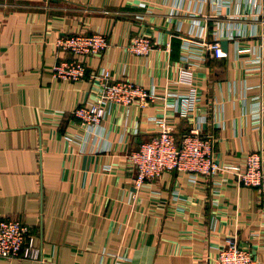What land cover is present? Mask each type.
Instances as JSON below:
<instances>
[{
  "label": "crops",
  "instance_id": "crops-1",
  "mask_svg": "<svg viewBox=\"0 0 264 264\" xmlns=\"http://www.w3.org/2000/svg\"><path fill=\"white\" fill-rule=\"evenodd\" d=\"M230 1L0 0V217L29 225L42 258L0 264H216L231 236L264 264L258 188L221 169L197 184L165 172L137 190L127 156L155 134L152 115L165 116L177 135L206 115L203 131L216 134L221 164L264 155V118L257 126L251 116L254 98L264 101V0L257 8ZM94 32L109 44L82 56L86 77L56 78L54 65L75 57L57 38ZM139 34L156 42L149 54L128 50ZM217 36L227 49L190 59L203 103L184 118L168 104L176 102L171 92L189 87L178 80L185 44L200 55ZM103 67L115 79L154 87L157 98L145 107L111 106L89 132L73 111L100 93L90 74Z\"/></svg>",
  "mask_w": 264,
  "mask_h": 264
},
{
  "label": "built area",
  "instance_id": "built-area-1",
  "mask_svg": "<svg viewBox=\"0 0 264 264\" xmlns=\"http://www.w3.org/2000/svg\"><path fill=\"white\" fill-rule=\"evenodd\" d=\"M252 7L257 8L259 0H251ZM230 4V0H221L220 5ZM57 47L70 51L75 57L63 60L54 65L53 74L56 78L76 81L87 75V66L82 56H91L104 51L109 40L106 34L94 32L90 34L75 33L57 38ZM156 47V42L146 34L136 35L128 45V50L138 54H149ZM188 54L183 56L184 65L179 68L178 80L189 87L184 92H171L176 102L169 103L179 115L189 118L201 110L203 97L197 85L191 57L205 58L208 50L221 54L222 42L215 37L207 43L206 49L200 55L190 53L191 45L185 44ZM170 48V44L166 45ZM192 52V51H191ZM91 78L101 81L102 90L96 98L80 103L73 111L89 132H95L102 127L111 106L133 104L145 107L154 102L157 92L154 87H146L132 79H115L108 68H101L90 74ZM251 116L257 126L264 118V101L254 98ZM157 125V130L150 138L141 141L138 147L129 150L128 159L136 171L134 179L137 190L147 181L159 178L165 172H181L188 176L191 183H199L202 179L215 176L221 169L238 174L239 181L244 186L256 187L264 202V155L261 150L247 154L244 164H221L216 157L214 132L203 131L202 124L209 119L203 115L197 124L189 131L177 135L173 125L163 116L152 115L149 118ZM221 124L219 123L218 126ZM109 167V166H108ZM136 193L134 194V196ZM0 258H27L42 260L41 250L35 245L34 236L29 225L15 216L0 217ZM252 250L240 243L236 236L228 237L225 243L218 247L216 264H256ZM77 264V263H73Z\"/></svg>",
  "mask_w": 264,
  "mask_h": 264
},
{
  "label": "water",
  "instance_id": "water-1",
  "mask_svg": "<svg viewBox=\"0 0 264 264\" xmlns=\"http://www.w3.org/2000/svg\"><path fill=\"white\" fill-rule=\"evenodd\" d=\"M222 47L224 48V49H227V41L226 40H224V41H222Z\"/></svg>",
  "mask_w": 264,
  "mask_h": 264
}]
</instances>
